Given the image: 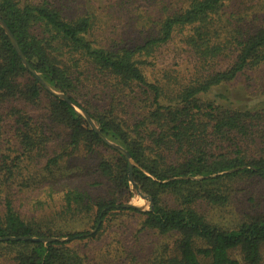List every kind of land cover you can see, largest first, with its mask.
Wrapping results in <instances>:
<instances>
[{"label":"trees","instance_id":"trees-1","mask_svg":"<svg viewBox=\"0 0 264 264\" xmlns=\"http://www.w3.org/2000/svg\"><path fill=\"white\" fill-rule=\"evenodd\" d=\"M226 2L119 0L146 35L105 47L92 39L93 13L69 14L63 0H0L39 75L0 25V264H91L80 246L127 219L155 246L111 264H264V207L233 222L201 210L225 209L240 183L264 182V104L208 97L264 66V19L234 23ZM176 40L179 60L159 69L156 53ZM101 135L130 154L131 171ZM135 192L148 210L123 206Z\"/></svg>","mask_w":264,"mask_h":264},{"label":"rangeland","instance_id":"rangeland-1","mask_svg":"<svg viewBox=\"0 0 264 264\" xmlns=\"http://www.w3.org/2000/svg\"><path fill=\"white\" fill-rule=\"evenodd\" d=\"M20 1L23 2L24 0ZM117 1L119 3V0H63V4L65 11L72 15L86 12L94 14L95 26L92 31V39L94 38L96 44L100 46H133L142 42L146 33L140 32L135 20L137 11L119 6ZM142 4L145 5L144 2ZM263 6L264 0H227L223 7V13L226 17L231 18L234 23L252 27L260 24V20L264 19ZM146 9L149 12L156 10L155 7H148L141 8L140 11ZM240 17L243 19L237 20ZM150 26L152 28L155 25L151 24ZM176 39L180 40V38ZM178 40L174 41V44L161 48L156 53L155 58L159 69L165 65L174 67V64L179 60L178 56H181V53L177 54ZM157 73L159 72L157 71ZM263 92L264 66L239 75L233 81L213 91L208 97L213 100L218 99L219 102L223 103L219 94H224L229 101L234 103V106H246L248 109H254L264 104ZM217 94L218 97H216ZM77 110L82 111L79 108ZM102 189V193L107 190L105 186H102ZM143 196L145 195L135 192L129 203L140 207L141 210H148L150 201L144 199ZM262 207H264V182L251 180L238 185L225 209L213 210L210 206H203L201 210L209 216L222 219V222H233L236 219L245 218ZM126 223L127 225L123 221L116 229L115 234L108 238L92 242L88 246H80L82 251L88 255L91 264H111L125 261L130 257L128 254L145 256L151 252L156 243V236L139 233L135 237L133 235L137 221L127 219ZM113 237L121 242L119 244L113 242ZM115 249L124 250V253L115 257Z\"/></svg>","mask_w":264,"mask_h":264},{"label":"water","instance_id":"water-1","mask_svg":"<svg viewBox=\"0 0 264 264\" xmlns=\"http://www.w3.org/2000/svg\"><path fill=\"white\" fill-rule=\"evenodd\" d=\"M0 25L3 27V29L5 30L6 34L8 35V37L10 38L13 46L15 47L16 51L18 52V54L20 55L23 63L26 65V67L28 68V70H30V72H32L36 77L39 78V75L36 71H34L30 65L28 64L27 60H26V57L25 55L23 54V52L21 51L19 45H18V42L17 40L15 39L14 35L12 34V32L10 31V29L8 28V26L6 25L5 21L0 17ZM58 95L63 98V99H66L68 100V97L65 95V94H61V93H58ZM82 114L85 116V118L88 120V122L90 123L91 127L93 130H95L97 133H100V130L98 128V126L95 125L94 121L91 119V117L89 116V114L82 110L81 111ZM102 139L113 145L115 148H117L120 152L123 153V155L127 158L128 162H129V169L131 171L132 169V166L134 165V161L133 159L131 158L130 154L121 146L117 145V144H114V143H111L109 140H107L103 135H101ZM130 176H131V173H130ZM144 199H147L149 200V197L148 196H143ZM124 207H137L135 206L134 204H131V203H126L123 205ZM152 206V203L150 202V207ZM140 208V207H138ZM5 240H16V239H31V238H28V237H24V238H19V237H6L4 238ZM0 240H2V238H0ZM38 240H42V239H38ZM52 240H55L54 238H48L47 241H52Z\"/></svg>","mask_w":264,"mask_h":264}]
</instances>
